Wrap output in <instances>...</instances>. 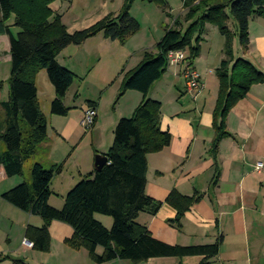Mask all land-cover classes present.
<instances>
[{
	"label": "trees",
	"instance_id": "obj_1",
	"mask_svg": "<svg viewBox=\"0 0 264 264\" xmlns=\"http://www.w3.org/2000/svg\"><path fill=\"white\" fill-rule=\"evenodd\" d=\"M54 1L0 0V34L8 36L10 54L8 98L0 101L4 115L0 165L9 177L21 176L23 163L32 158L47 139L46 120L38 106L37 72L45 70L53 87L50 113L66 115L68 108L62 99L73 83L74 74L57 62V55L67 46L79 45L98 33L110 41L123 43L139 29V22L129 12L135 0H124L117 13H108L72 33L67 31L61 14L51 8ZM140 1L155 3L168 15L166 0ZM180 1L185 9L183 20L175 18L155 44L154 51H144L139 63L123 73L117 99L127 90L139 92L142 98L129 117H121L116 122L112 143L102 153L107 161L101 169L77 181L66 193L60 208L48 204L51 180L59 167L47 170L33 163L29 183L22 181L1 194L4 201L42 219L40 226L25 229L24 235L34 250H49L48 226L56 220L72 228L71 237L64 240L65 245L71 249L84 248L97 264L114 259L138 263L154 257L194 255L202 256L197 264H210L209 260L218 253L220 239L208 245H169L152 237L147 227L137 222L140 212L154 213L161 204L145 192L146 156L168 146L171 139L170 133L160 128V102L150 99L148 93L168 66L167 53L184 50L186 62L192 64L200 52L205 24L215 26L224 39L223 58L214 70L218 90L213 108L212 149L216 150L219 140L229 135L225 119L230 109L247 95L252 85L264 82V75L249 61L234 57L232 47L236 36L239 46L247 49L249 19L264 18V0ZM229 16L233 19L234 31L227 26ZM11 18L12 25L18 28L16 34L7 24ZM183 23L188 25L181 28ZM87 105L95 108L93 101H87ZM201 197L199 192L186 196L172 189L164 200L176 210V219L169 222L180 229L181 217ZM96 213L110 216L111 227L106 228L97 221ZM97 247L102 248L101 253L96 252ZM14 264L25 263L15 260Z\"/></svg>",
	"mask_w": 264,
	"mask_h": 264
},
{
	"label": "crops",
	"instance_id": "obj_2",
	"mask_svg": "<svg viewBox=\"0 0 264 264\" xmlns=\"http://www.w3.org/2000/svg\"><path fill=\"white\" fill-rule=\"evenodd\" d=\"M64 1H54L51 8L60 13L61 4H57L56 8H53V5L58 2L64 3ZM180 5V15H182L185 9L182 2ZM168 6V16H171L172 8L169 3ZM60 14L63 24L66 25L64 14ZM107 14L104 11L87 24L73 29H69L66 25L67 31L72 33L88 27ZM7 24L10 25L13 34L18 32V28L12 25V18ZM165 24L160 39L165 30L172 26ZM96 39L105 41L107 38L98 33L79 45L67 46L57 55V62L72 72L85 69L88 72L92 59H97V61L101 59L100 50H92ZM160 39L154 43V46ZM248 40L247 49L243 50L239 46L238 53L234 50L233 41L234 57L249 61L264 75V18L251 17L249 19ZM223 44L224 39L221 36L213 52L211 46L206 49V57L211 59V63L208 62L210 65L206 63L205 66H198L196 59L192 62L191 66L200 74L201 80V87L195 94L191 95L186 91L184 80L179 74L183 81V91L179 92L177 98L171 100L168 111L163 110L161 104L160 128L168 131L171 139L168 146L146 156L145 186L146 194L161 204L154 213L140 212L137 222L145 225L152 237L169 245H208L220 239L218 253L209 260L210 264H264V167L256 168V162L264 163V82L252 85L247 95L230 109L225 119V130L229 135L220 139L216 150H213L212 141L215 136L213 108L218 90L214 70L223 58ZM144 51L135 55V61L131 64L128 61L129 57L117 56L113 62L112 71L109 73L110 76H103L102 83L108 84L112 75L119 70L118 66H121L117 72L119 80L114 93L116 94L123 73L139 63ZM1 62H4L3 66L7 65L10 68L9 38L5 34H0V65ZM183 66H178L180 73ZM72 88H74L73 83L66 94ZM1 91L3 92V89H0V101H6L8 88L4 90V97L1 96ZM133 91L127 90L123 95L124 97L127 93H136L130 94L127 100V107L131 113L142 98L139 92ZM74 93H77V90ZM148 97L152 98L150 93ZM86 107H88L87 104L83 106L82 111ZM95 110L96 118L93 128L97 131L96 134H99L101 125L97 121L96 104ZM119 116L123 117V115ZM3 120L4 115L0 108V132L4 127ZM114 124L116 123L113 121L112 128ZM52 130L67 145L73 142L70 141L73 138L67 133V128L62 131L59 127H52ZM94 138L92 135L95 152L104 153L105 151H98L100 142L96 143V138L95 140ZM48 139L47 137L43 142L46 148L49 146ZM3 149L4 146L0 142V151ZM73 152V149H64L62 157H56L51 153L47 162L53 169L59 167L57 173H62L60 166L63 167ZM35 163L43 164L42 162ZM75 169L76 181L94 170L89 161L86 168L75 164ZM82 172L85 173L82 174ZM22 181L25 180L20 176H6L0 165V264H14L15 260H20L25 264H97L89 258L84 248L71 249L65 245L64 240L71 237L73 231L68 224L60 221L53 220L49 223L48 232L51 242L49 251H36L31 245L23 244V241L27 240L24 235L26 227H38L42 224V219L18 209L1 198L3 192ZM52 181L53 178L50 185ZM70 182L68 186H72ZM172 189L186 196H191L194 192L202 193L198 202L193 204L181 217L180 229L169 222L176 219V210L164 202ZM106 226L110 228L109 225ZM96 252L101 253L102 248L97 247ZM201 259V255L182 258L169 256L149 258L138 263L114 259L102 264H179V262L197 264Z\"/></svg>",
	"mask_w": 264,
	"mask_h": 264
},
{
	"label": "rangeland",
	"instance_id": "obj_3",
	"mask_svg": "<svg viewBox=\"0 0 264 264\" xmlns=\"http://www.w3.org/2000/svg\"><path fill=\"white\" fill-rule=\"evenodd\" d=\"M123 1L124 0H65L64 3H59V1L54 4L53 8H56L57 4H61V10L59 12L64 14V21L67 27L69 29H73L87 24L96 15L103 13L104 11L107 13H117ZM166 1H168L172 8L171 16L162 12L155 3L135 0L131 4L129 12L139 22L138 31L128 36L123 43L118 41L112 42L108 39L105 41L102 39H96V41H94L95 43L92 45V50L99 49L102 53L100 57L101 59L100 61L92 59L88 72L87 69L84 71L78 70L79 72H72L74 74L73 86L75 89H70V91H68L62 99L63 105L68 108L66 115H53L50 113V103L54 97L53 87L47 78L45 70L41 69L37 72L35 76V85L37 88L38 106L46 120L48 132L47 137L49 138L47 142H49L50 147L47 146V149L45 147V143H41L37 148V153L32 158L24 162L22 175L20 177L29 183V172L33 163L42 162L44 168L49 170L51 169V164L47 161L51 153H53L56 157H62L64 149L74 150L73 154L64 163L63 167L60 166L62 173H57V169L54 170L52 185H50L51 194L48 199V203L50 205L60 207L63 204L67 191H69V189L77 183L75 180L77 177L75 164H79L86 168V164L89 161L92 163L93 168L94 157L99 153L94 150L92 135L93 138H96V143L100 142V150L98 151L106 152L113 139V121L116 123L115 121L121 117L119 115H123V117H129L131 115V112H129L127 107V100H129L130 94L136 93H127L124 97L123 94L117 99L119 91L118 87V91L114 94L116 91V84L119 80L117 72H119L121 66H118L117 69L119 70H116V72L112 75L108 84L104 85L102 83V77L110 76L109 73L112 71L113 62H115L114 60L117 56L122 57L124 55L129 57L128 61L131 64L134 63L136 58L135 55H137L140 51H154V43L160 39L166 25L165 23H167L168 26H171L173 19L178 16L179 19L181 18V20H183L185 11L182 15H180V0ZM183 25L185 26V23H183L180 27L183 28ZM227 26L231 31L235 30L233 19L230 16L227 21ZM220 38L221 35L219 34L217 28L206 23L204 32L201 34V41L199 42L200 52L195 58L198 66H205L208 62L211 63V59L206 57V49L211 46L213 52ZM233 41L234 50L238 53L239 43L236 36ZM3 63L1 62L0 65L1 90L3 89V92L1 91L2 97H4V90H7L8 88L9 76V68L7 65L6 67L3 66ZM176 66L177 65H168L160 78L161 81H156L149 90L150 97H152L150 99L159 101L160 108L162 104V109L165 111L170 109L171 100L177 98L179 96L178 94H180L179 92L183 91V81L179 77V74L181 73L178 66ZM75 90H77V93H74ZM182 96L186 95L182 94ZM87 101H93L97 105V121H99L101 125V129L98 131L99 134H96L97 131L93 128L94 122L88 129L81 125V119L88 107H86L84 111H82V108L85 104H87ZM52 127H59L62 131H65L67 128V133L71 134V137L73 138L70 141L73 142H70L71 144L69 143L68 145L64 143L63 139L54 134ZM97 135L98 137H96ZM84 173L82 172V174ZM69 182L72 183V186H68ZM94 218L99 222L101 221L102 224L104 223V227H107L106 225L111 227L112 225V218L110 216L96 213L94 214ZM50 246L51 242L49 250Z\"/></svg>",
	"mask_w": 264,
	"mask_h": 264
},
{
	"label": "built area",
	"instance_id": "obj_4",
	"mask_svg": "<svg viewBox=\"0 0 264 264\" xmlns=\"http://www.w3.org/2000/svg\"><path fill=\"white\" fill-rule=\"evenodd\" d=\"M168 65H184L181 70V76L184 80L186 91L191 95L195 94L201 87L200 74L186 62V53L184 50H170L167 53ZM96 116V110L93 107H88L81 119V125L88 129L94 122ZM264 167V163L261 161L256 162V168L260 169ZM23 244L30 246L31 243L28 240H24Z\"/></svg>",
	"mask_w": 264,
	"mask_h": 264
},
{
	"label": "water",
	"instance_id": "obj_5",
	"mask_svg": "<svg viewBox=\"0 0 264 264\" xmlns=\"http://www.w3.org/2000/svg\"><path fill=\"white\" fill-rule=\"evenodd\" d=\"M107 158L102 154H96L93 162V169L99 171L101 167L106 163Z\"/></svg>",
	"mask_w": 264,
	"mask_h": 264
}]
</instances>
